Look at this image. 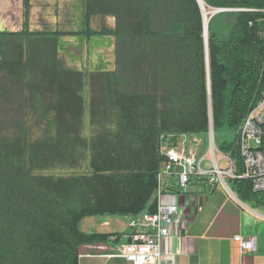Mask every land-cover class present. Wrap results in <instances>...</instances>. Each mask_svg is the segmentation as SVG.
<instances>
[{
    "label": "trees",
    "instance_id": "16d2710c",
    "mask_svg": "<svg viewBox=\"0 0 264 264\" xmlns=\"http://www.w3.org/2000/svg\"><path fill=\"white\" fill-rule=\"evenodd\" d=\"M83 1L79 32L31 30V0L21 30L0 29V115L15 131L0 138V264H79L82 247L113 236L82 221L155 213L162 144L195 135L206 151L211 124L243 172L237 131L263 86L264 0H202L229 10L207 39L198 0ZM94 17L109 26L92 30ZM80 35L113 36L116 68L65 66L59 38ZM231 180L264 207L250 181Z\"/></svg>",
    "mask_w": 264,
    "mask_h": 264
},
{
    "label": "built area",
    "instance_id": "2783aa9c",
    "mask_svg": "<svg viewBox=\"0 0 264 264\" xmlns=\"http://www.w3.org/2000/svg\"><path fill=\"white\" fill-rule=\"evenodd\" d=\"M261 34L264 37V17L262 18ZM237 141L240 154L243 159V172H237L236 163L224 155L230 167L224 169L214 155V145L210 146L212 158L207 161L206 152L203 155L186 151V146L177 144L170 146L163 143L161 153L166 160L158 173L157 211L155 213L143 212L130 219L129 226L135 231L130 240L119 245L116 250L107 257H119L126 259L133 264H162L164 257L163 243L183 233L185 208L182 206V198L187 195L188 187L192 177H204L211 175L209 182L214 185L218 180L228 188L224 182L227 175L234 179H245L250 181L253 191L264 193V77L261 95L252 109L248 112L237 131ZM176 178V190L167 191L169 188L166 180ZM191 198L184 203H190ZM141 229H147L141 230ZM235 240L241 245L242 250L256 251L255 239H245L236 236ZM172 264H177L173 262Z\"/></svg>",
    "mask_w": 264,
    "mask_h": 264
},
{
    "label": "crops",
    "instance_id": "0c3cea01",
    "mask_svg": "<svg viewBox=\"0 0 264 264\" xmlns=\"http://www.w3.org/2000/svg\"><path fill=\"white\" fill-rule=\"evenodd\" d=\"M164 181L169 184L167 191L177 182L176 178ZM213 187L211 197L197 192L187 193L182 198L185 215L181 223L186 228L183 233L164 241L162 264H264V207L257 206L256 210L243 203H231L222 198L219 183ZM188 198L191 202L184 203ZM131 217H88L90 227L96 232L113 236L106 243L82 247L79 264H133L123 258L107 257L130 240L135 231L129 226ZM236 236L255 239L256 251L242 250Z\"/></svg>",
    "mask_w": 264,
    "mask_h": 264
},
{
    "label": "rangeland",
    "instance_id": "374dc122",
    "mask_svg": "<svg viewBox=\"0 0 264 264\" xmlns=\"http://www.w3.org/2000/svg\"><path fill=\"white\" fill-rule=\"evenodd\" d=\"M36 4L34 5L33 4ZM31 16L27 21L30 23L31 30H50V31H81L84 28V1L83 0H32ZM223 12V11H222ZM220 13L209 8V19L212 15ZM110 19L94 17L90 23L92 30L100 31L106 24L109 26ZM25 22V12L22 8V0H0V29L8 31H19L23 28ZM207 22V23H208ZM112 21L110 27H114ZM59 52L65 66L78 69L84 72H97L104 70H114L116 68V60L114 53L115 38L113 36H94L87 38L85 36H65L59 38ZM2 105V103L0 104ZM9 119L5 115H0V138L4 135H11L14 131L8 125ZM33 124V123H32ZM89 124V119L86 120V125ZM5 128H2L4 127ZM233 132H222L215 135L219 142L232 140L235 138ZM206 139L195 135H182L178 138L177 144L185 145L186 151H191L203 155L207 152L208 157L205 165H209L208 158H212L210 146L205 150ZM215 142V139H214ZM176 144V145H177ZM214 155L220 164L221 168H228L230 164L223 158V154L214 145ZM213 155V156H214ZM165 157V155L163 154ZM166 158V157H165ZM211 175L204 177H192L188 187L189 193H199L204 197L213 195V185L209 182ZM231 177L225 175L224 182L228 184L225 187L220 180L216 183L220 184L222 198L229 200L231 203H243L249 207L258 210L250 201L241 200L238 194L233 192L231 185ZM157 191H155L154 199L157 202ZM235 195H234V194ZM245 209V208H244ZM246 210V209H245ZM121 218V217H120ZM125 220L124 218H121ZM83 230H90L89 233H98L90 227L88 218L82 221ZM91 228V229H90ZM102 231L103 229H98ZM87 232V231H86Z\"/></svg>",
    "mask_w": 264,
    "mask_h": 264
},
{
    "label": "water",
    "instance_id": "95a60500",
    "mask_svg": "<svg viewBox=\"0 0 264 264\" xmlns=\"http://www.w3.org/2000/svg\"><path fill=\"white\" fill-rule=\"evenodd\" d=\"M200 2V4L202 5V8H203V4H202V0H198ZM215 11H218V12H222V11H229V10H226V9H218V10H215ZM203 15H204V9H203ZM204 29H205V37L206 39L208 38V24H206V18H205V15H204ZM209 143H210V146H213L215 145V142H214V130H213V127H212V124H211V127H210V133H209Z\"/></svg>",
    "mask_w": 264,
    "mask_h": 264
},
{
    "label": "bare ground",
    "instance_id": "6f19581e",
    "mask_svg": "<svg viewBox=\"0 0 264 264\" xmlns=\"http://www.w3.org/2000/svg\"><path fill=\"white\" fill-rule=\"evenodd\" d=\"M203 4V3H202ZM203 9H204V15H205V18H206V24H208L207 22H208V11H207V9L205 8V5L203 4ZM239 146V145H238ZM240 150V149H239Z\"/></svg>",
    "mask_w": 264,
    "mask_h": 264
},
{
    "label": "flooded vegetation",
    "instance_id": "af4514ba",
    "mask_svg": "<svg viewBox=\"0 0 264 264\" xmlns=\"http://www.w3.org/2000/svg\"><path fill=\"white\" fill-rule=\"evenodd\" d=\"M33 4H34V2H33ZM32 4V0H31V6L33 5ZM34 5H36V4H34ZM22 8L24 9V6H23V0H22ZM25 12V11H24Z\"/></svg>",
    "mask_w": 264,
    "mask_h": 264
}]
</instances>
